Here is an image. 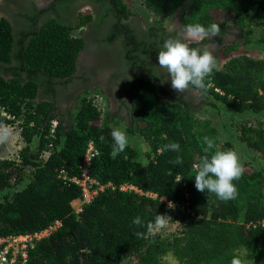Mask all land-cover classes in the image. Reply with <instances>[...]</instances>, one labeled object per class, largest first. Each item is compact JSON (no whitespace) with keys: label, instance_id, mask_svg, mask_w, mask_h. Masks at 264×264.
<instances>
[{"label":"trees","instance_id":"1","mask_svg":"<svg viewBox=\"0 0 264 264\" xmlns=\"http://www.w3.org/2000/svg\"><path fill=\"white\" fill-rule=\"evenodd\" d=\"M185 3L186 8L179 10ZM141 4L159 18L180 11L183 28L217 23L220 34L242 31L245 43L250 41L246 27L264 30V21L252 14L264 13V0H143ZM123 6L126 11L134 7ZM72 31V26L54 18L17 44L10 23L0 17V63L7 65L0 66V105L23 121L20 136L25 144L16 161L0 160V237L40 231L60 221L57 230L30 251L28 264H166V256L178 264H231L234 257L246 264H264V166L244 168L242 177L233 181L238 189L233 200L221 201L213 193L198 191L192 165L204 155L203 137L215 141L209 154L235 151L234 145L221 141L210 119L196 115L199 107L181 97L164 99L161 85L140 71L123 88L130 102V122L102 115L80 95L71 100L70 110H59L54 98L76 77L84 47L83 39L73 37ZM147 33L133 56L141 62L145 55L161 50L163 24H151ZM238 47L239 43L223 47L216 57L217 64H223L206 78L205 89L189 90L199 93L203 107L219 106L218 110L234 115L263 114L264 59L236 53ZM13 61L16 66H11ZM52 118L59 124L48 148ZM122 127L126 134L142 138L144 153L128 144L113 155L111 131ZM236 129L238 141L264 162L262 124L241 123ZM90 142L97 150L90 176L113 187L99 192L75 214L71 203L80 197V190L63 182L58 173L79 176ZM171 142L180 144L179 153L163 150ZM177 155L183 164L173 167L170 161ZM122 185L139 191L121 190ZM157 215H167L178 228L168 236L148 231L147 224ZM136 216L144 227L132 224ZM137 231L144 233L142 238L134 235Z\"/></svg>","mask_w":264,"mask_h":264},{"label":"flooded vegetation","instance_id":"2","mask_svg":"<svg viewBox=\"0 0 264 264\" xmlns=\"http://www.w3.org/2000/svg\"><path fill=\"white\" fill-rule=\"evenodd\" d=\"M134 5L133 0H0V13L12 27L15 43L25 42L30 33L47 20L58 18L72 26V36L82 38L84 47L77 59L76 77L67 88H59L61 94L55 96L59 110L68 111L74 97L81 91L98 92L108 102L107 113L125 122H130V102L123 92L127 83L142 72L150 74L161 85L164 99L179 98L191 101L193 107L198 103V92L187 90L178 93L171 87V79L159 68L158 55H145L146 65L139 70L127 67L130 57L134 60L136 50L147 36L149 28L143 29L134 7L130 14L123 5ZM89 17V18H88ZM83 18L88 21L82 23ZM168 28L163 25V41L169 37H182L183 26L180 18ZM237 31L229 29L225 33L209 39L197 41L195 47L207 45L218 57L223 47L232 45ZM140 42V43H139ZM129 59V61H133ZM0 66H7L0 63ZM11 66H16L13 61ZM138 72V73H137ZM125 85V86H124ZM80 93V94H79ZM69 107V108H68ZM68 108V109H67Z\"/></svg>","mask_w":264,"mask_h":264},{"label":"clouds","instance_id":"3","mask_svg":"<svg viewBox=\"0 0 264 264\" xmlns=\"http://www.w3.org/2000/svg\"><path fill=\"white\" fill-rule=\"evenodd\" d=\"M221 32L220 25L210 24L207 28L199 23L188 24L184 26L182 37L167 38L158 55L159 68L163 69L167 77L171 79V87L178 93H184L190 86L196 90L205 89V80L211 77L214 70H218L216 58L207 45L201 47L190 46V41H203L219 36ZM113 140V155L123 152L128 146L129 139L125 131L114 128L111 131ZM101 141L104 137H100ZM204 155L200 157L199 162L192 165L195 172V187L200 192L213 193L221 201H230L236 198L238 189L233 181L239 180L244 172L239 156L235 151L217 150L212 154L210 150L215 147L214 139L203 137ZM164 151H181L178 142H171L164 146ZM173 167L183 164L181 156L177 155L174 161H170ZM184 178H178L179 183ZM170 217L167 215H157L154 222L147 224L148 231L163 229L168 223ZM132 224L137 227H144V222L139 216L132 220ZM137 238H142L144 233L135 232ZM231 264H246L240 258L234 257Z\"/></svg>","mask_w":264,"mask_h":264},{"label":"rangeland","instance_id":"4","mask_svg":"<svg viewBox=\"0 0 264 264\" xmlns=\"http://www.w3.org/2000/svg\"><path fill=\"white\" fill-rule=\"evenodd\" d=\"M135 5V11L137 12L138 16L146 20L147 24L151 25L153 23H162L167 28L169 26H172V24L175 22V18L178 17V13L180 11H177L175 13H172L168 17L159 18L153 16L147 9H145L142 6L143 0H133ZM186 8V3L183 4V7H181L179 10H182V8ZM254 15V18H256L257 21H264V13L260 11H254L252 13ZM0 17H2V14L0 13ZM248 38L249 43H245V39L242 38V31H239L238 34L234 37L232 40V44L239 43V47L237 48L236 53H246L247 55L254 57V58H260L264 59V30L261 29L259 26L256 27H246L245 30ZM190 42H197L196 40H192ZM222 51L218 54H220ZM223 64V61H220L218 66H221ZM81 93V94H80ZM80 98H89L93 96V91L90 92H80ZM98 93V92H97ZM102 97L101 99L95 98L94 103L97 105V107L100 109L102 115L107 113L108 111V102L105 99L104 95L100 94ZM199 95H197L198 97ZM78 101V100H77ZM76 101V104H77ZM202 99L198 97V103L194 108H198L197 116L210 119L215 126L218 128L221 141H229L234 145L235 152L239 156L240 162L243 165V168L245 167H255L259 168L264 166V162H262L257 155L254 153L248 151L244 145H242L238 139H237V126L241 123H248V124H257L261 123L264 128V113L263 114H242V115H234L232 112L227 111L224 108H220L219 110L217 108H210V107H203L201 104ZM72 104V107L74 106V101ZM123 131H125V128L122 127ZM129 143L131 146L136 148L140 153H144L146 150V146L144 144V141L139 136H132L128 135ZM23 146V141L19 137V133H17L15 130H4L0 132V158H7L12 157L15 155V151ZM248 163V164H247ZM177 224L168 222L166 226L163 229H156L153 232L154 233H160L163 236H168L171 233H173L177 229ZM164 262L166 264H178L171 256L164 257ZM124 264H131L130 262H125Z\"/></svg>","mask_w":264,"mask_h":264},{"label":"built area","instance_id":"5","mask_svg":"<svg viewBox=\"0 0 264 264\" xmlns=\"http://www.w3.org/2000/svg\"><path fill=\"white\" fill-rule=\"evenodd\" d=\"M95 98L102 100V97L97 92H94L92 97L86 99H90L96 106V108L100 111V109L94 103ZM22 123L23 121L20 118H17L16 116L8 113L5 107L0 105V132L7 129L15 130L17 133H19V137L21 138L20 131ZM58 124L59 121L57 118H52L49 121L47 138H49L50 143L48 144V148H52L53 140H55L56 138ZM24 145L25 144L23 142L22 147H24ZM22 147L15 151L14 156L0 158V160L7 159L16 161L18 158V152ZM48 154V151H46L44 153V157L48 156ZM96 154L97 150L95 149L94 145L90 142L87 146L82 166L80 167L79 176H69L64 170H61L58 173V177L63 182L67 184H74L80 190V197L75 199L71 203L75 214H79L82 211L83 206L92 201L98 195L99 192H102L105 188L113 187L111 186V184H100L97 180L93 179L90 176V162ZM120 189L124 191H139L137 190V188L131 185H122L120 186ZM147 195L153 196L152 194ZM262 223H264V221ZM60 225V221H55L48 227L40 231L25 234H10L0 237V264H28L30 251L36 246L38 242L50 237Z\"/></svg>","mask_w":264,"mask_h":264},{"label":"crops","instance_id":"6","mask_svg":"<svg viewBox=\"0 0 264 264\" xmlns=\"http://www.w3.org/2000/svg\"><path fill=\"white\" fill-rule=\"evenodd\" d=\"M138 19L140 20L141 26L143 27V29H147V28H149L151 26V25L147 24L146 20L141 19L139 16H138ZM129 59L133 60L131 57ZM129 59L126 60L127 65H128L127 67H129V68H132V66H143V65H146V60L144 62H141V60L134 59L133 61H129Z\"/></svg>","mask_w":264,"mask_h":264}]
</instances>
